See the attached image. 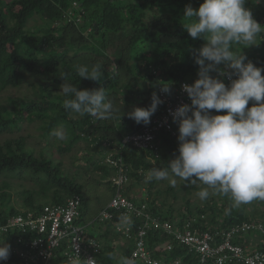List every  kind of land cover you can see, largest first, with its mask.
Segmentation results:
<instances>
[{"label": "trees", "instance_id": "16d2710c", "mask_svg": "<svg viewBox=\"0 0 264 264\" xmlns=\"http://www.w3.org/2000/svg\"><path fill=\"white\" fill-rule=\"evenodd\" d=\"M201 2L202 0H0V92L9 87L19 88L23 83L29 84L23 97L0 103V173L17 169L25 171L27 175H31V180L38 181L39 192H51V204L64 202L66 198L77 194L81 197L82 206L86 202L82 193L84 184L72 178L70 173L64 174L61 163H55L53 159L46 157L43 148L36 150L38 141L53 147L55 144H50V138L58 140L53 133L61 127L68 138L59 140L60 144L55 146L59 153H66L80 142L87 144V148L93 146L96 153L83 151V159L87 161L90 170L108 177L107 182L113 194L115 187L111 176L114 168L103 161V143L119 142L123 136L138 132L145 124H137L123 112L115 114L113 123L110 124L102 123L89 115L81 117L70 113L62 106L64 97L59 92L63 83L61 76L78 89L104 88L107 99L111 97V92L117 94L121 90V83L127 81L128 84L135 85V89L129 91L135 101L134 105L147 108L150 95L159 85L167 84L170 88L168 93H172L182 81L198 78L199 66L194 57L206 41L200 37L193 39L183 27L182 17L186 6L190 5L195 9ZM244 6L251 11L258 23L264 25V0H246ZM31 22L35 23L33 27L30 26ZM261 37L257 38V44L242 46L241 51L247 60L262 69L261 74L264 76V33H261ZM238 47L240 46H233L234 50ZM70 51L72 54H69ZM77 56L81 58L80 64L89 67L95 64L103 66V75L99 81L78 76L77 64L72 61ZM216 67L219 69L227 65L222 63ZM215 74L216 71L209 72L210 76L222 80L226 86L230 85ZM141 76L145 79V86L138 81ZM253 103L255 102L249 101L248 106ZM211 112L216 114L215 110ZM22 123H38V134H21ZM13 132L19 134L1 138L4 133ZM177 137L178 132L172 135L160 129L155 141L159 149L157 155H154V161L148 158L147 152L131 143L120 149L122 166L129 179L124 187V194L130 200L145 203L151 214L160 219L177 220L181 224L186 219L195 218L194 227L215 235L216 242L220 241L219 233L237 224H260L261 231L252 228L241 232L234 241L245 246L248 251L259 250L264 253L263 212L251 208V214H247L245 204L233 208L230 195L221 193H215L216 197L212 196L210 201L194 206L185 197L182 205L175 208L168 202L170 192L176 198L177 192L207 186L200 181L195 184L183 181L184 184L174 193V187L162 191L156 187V180L146 182L145 177L152 168H166L168 162L178 155ZM38 150L42 153L39 154ZM100 154L101 157H98ZM42 174H45L43 184L38 179ZM133 184L144 187L145 196L136 198L133 195ZM209 190L213 192L212 189ZM29 192L33 194V190ZM25 203V210L39 209L45 205L34 202L32 197H27ZM18 211L0 208V221ZM82 216L81 211L80 223L87 226ZM98 222L102 224L92 226L91 230L85 228L87 237L101 243L102 253L98 256L97 263L119 264L121 257H127L133 249L137 226L142 223V219L132 220V239L117 232L112 220ZM22 234L19 230L12 229L2 238L10 245L9 258L13 257V241ZM163 241L161 232L148 231L145 245L154 258H179L181 264H199L197 254L189 252L187 247L173 243V249L167 250ZM61 252L62 247L54 251L51 264H69L61 256ZM0 264H3L2 261Z\"/></svg>", "mask_w": 264, "mask_h": 264}, {"label": "clouds", "instance_id": "9594fccd", "mask_svg": "<svg viewBox=\"0 0 264 264\" xmlns=\"http://www.w3.org/2000/svg\"><path fill=\"white\" fill-rule=\"evenodd\" d=\"M245 2L202 0L198 8L185 7L183 27L193 39L206 41L194 57L199 66L198 78L191 85H182L191 104H181L171 113L178 124V155L166 168L154 167L145 177L146 182L169 180L172 186L176 184L172 177L193 184L200 181L207 186L198 192L201 200H206L212 189L213 194L230 195L233 208L264 200V76L262 69L241 51L242 46L258 43L264 25L253 18ZM234 45L240 47L234 50ZM222 63L236 76L231 79L228 74L229 86L209 75L210 71H220L216 66ZM76 72L81 78L99 81L103 66L81 64L76 66ZM61 77L59 92L64 97V109L98 120L112 117L114 106L104 88L78 89ZM161 90L168 93L170 88L164 84ZM249 101L255 103L248 106ZM162 102L153 93L147 108L134 106L127 116L137 124L147 125ZM53 134L61 141L68 138L64 130ZM9 254L10 245L0 239V261H6ZM83 260L75 252L70 264H83ZM119 264L135 261L125 256Z\"/></svg>", "mask_w": 264, "mask_h": 264}, {"label": "built area", "instance_id": "2783aa9c", "mask_svg": "<svg viewBox=\"0 0 264 264\" xmlns=\"http://www.w3.org/2000/svg\"><path fill=\"white\" fill-rule=\"evenodd\" d=\"M247 8V7H246ZM215 76L230 83L236 76L227 67L219 68ZM224 73V74H221ZM197 79V78H196ZM192 81H182L175 87L172 93L163 92L159 85L153 93H156L163 101L151 116V121L144 125L138 132L127 134L119 142L103 143V161L114 168L111 181L115 187L108 205L99 213L97 220H112L115 230L122 233L125 238L132 239L134 218H141L142 223L137 226V236L134 247L127 257L133 258L135 264H181L179 258L172 260L154 258L145 245V237L149 230L161 232L164 238L163 245L167 250L173 249V243L187 247L189 252L197 254L199 264H264V253L248 251L247 248L234 239L241 232L252 228L262 230V226L244 222L237 224L226 231L219 233L220 241L216 242L213 234L208 231H199L193 225L195 218H189L184 222L170 221L153 216L143 202L130 200L124 194V187L129 179L122 166L120 149L127 143L144 150L151 161L155 160L159 149L156 144L158 132L164 129L175 135L178 132V124L173 121L171 113L181 104H191L182 85H191ZM152 93V94H153ZM149 97V105L151 97ZM81 197L73 195L56 204H45L39 209H28L12 214L6 220L0 221V239L10 230L22 232L13 241L12 258L2 261L3 264H51L56 249L62 247L61 256L70 264L75 252L83 260V264H98V256L101 255V243L91 237H87L86 225L80 223ZM263 232V231H262ZM160 240V239H159ZM162 240V239H161ZM15 244V245H14ZM90 258V259H89Z\"/></svg>", "mask_w": 264, "mask_h": 264}, {"label": "rangeland", "instance_id": "374dc122", "mask_svg": "<svg viewBox=\"0 0 264 264\" xmlns=\"http://www.w3.org/2000/svg\"><path fill=\"white\" fill-rule=\"evenodd\" d=\"M34 24L35 23L31 22L30 26L33 27ZM69 54H72V52L70 51ZM80 60L81 58L77 56L73 58L72 61L74 62V64L81 65L79 63ZM133 61L134 63H138L135 60ZM138 81L142 86H145L146 82L142 76L138 78ZM28 85V83H23L19 88L9 87L7 89H4L0 92V103H7L8 99L10 101L11 99L17 97H23L28 90ZM120 89L121 90L117 92V94L111 92V97H108V100H110L114 106V112L110 119L101 120L102 123L105 122L106 124H110L115 114H121L122 112L127 113L131 111L132 108L135 106V101L131 98L129 92L130 89H135V85L132 83L128 84L126 81L123 82V84L121 83ZM133 96L135 95L133 94ZM37 124L38 123H22V130L20 131L21 134L23 132L25 134L29 133L31 135H37L39 132L36 128ZM60 130L64 129L60 127ZM17 134L19 133H4L1 138L14 137ZM50 141V144H55L53 147H51V145H47L43 142L38 141L39 145L36 147V150L39 147L43 148L45 154L47 155L46 157L53 159L55 163H61V170L65 171L63 172L64 174H66V172L70 173L72 178H76L79 182L84 184L82 193L86 198V202L81 206V211L83 212V222L87 223L86 230H91L92 226H100L102 223L100 224V222H98L97 217L99 213L108 205L112 196V190L107 182L108 177L105 174H99L94 172L93 170H90L88 168L87 161L83 159L85 156L83 151H88L90 152V154H95V148L93 146L87 148V144H85L84 142H80L76 143L72 148L69 149V151L61 155L57 147H55L60 144V141L55 140V138L53 139V137L52 140L50 138ZM81 148H84V150H82ZM38 153L40 154L42 152L38 150ZM98 157H101V154ZM44 175L45 174H42V178L38 177L41 183ZM172 178L176 180L175 186H172L169 180H156V187L162 191L168 189V187H174L176 189H174L175 193L179 186L182 185L183 180L178 177ZM31 179V175H27V172L22 171L20 169L11 172L3 171L2 173H0V208L5 211L15 209L19 210L18 212H21L26 208L25 199H27V197H32L33 201L36 203L51 204V192H47V194H43L41 193V191L39 192L38 185L40 184H38V181ZM29 190H33V194H30ZM132 190L133 195L137 196L136 198H141L142 196H145L144 187H141L137 184H133ZM200 190L201 188L192 189L191 191L183 190L181 192H177L176 198H173V193L170 192V194L168 195V202L172 203L173 206L177 208L182 205L185 200L183 198L185 197L190 200L193 206L196 204L202 205L205 202L210 201L212 196L216 197L215 194H213V192L209 190V197L206 200H201L198 196V192ZM251 208L257 212L264 213V200H254L248 204H245V211L247 214H251Z\"/></svg>", "mask_w": 264, "mask_h": 264}]
</instances>
